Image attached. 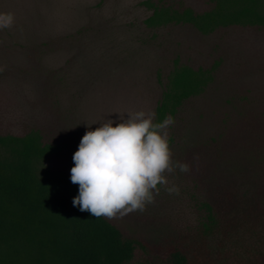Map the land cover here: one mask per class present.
Masks as SVG:
<instances>
[{
  "label": "rangeland",
  "instance_id": "374dc122",
  "mask_svg": "<svg viewBox=\"0 0 264 264\" xmlns=\"http://www.w3.org/2000/svg\"><path fill=\"white\" fill-rule=\"evenodd\" d=\"M139 1L0 0V13L13 16L12 25L0 29V129L38 128L62 144L51 163L70 172L86 130L104 119L117 121L116 112L153 113L158 79L176 55L204 63L220 56L222 66L211 88L188 102L174 130L166 129L174 132L172 158L182 162L184 149L198 139L215 136L232 120L241 123L247 101L264 95V32L229 29L220 38L178 27L151 36ZM248 133L232 131L217 170L196 187L195 172L165 173L178 193L158 184L144 211L108 219L127 236L162 244L192 220L193 196L229 191L250 208L242 215L244 230L230 234L220 249L224 264H264V201L256 186L260 179L264 193V132ZM188 164L196 170L202 162L191 158Z\"/></svg>",
  "mask_w": 264,
  "mask_h": 264
},
{
  "label": "trees",
  "instance_id": "16d2710c",
  "mask_svg": "<svg viewBox=\"0 0 264 264\" xmlns=\"http://www.w3.org/2000/svg\"><path fill=\"white\" fill-rule=\"evenodd\" d=\"M139 5L145 10L143 29L151 36L178 27L220 38L229 29L264 32V0H140ZM221 66L220 56L204 63L176 55L164 78L158 79L154 122L171 116L174 123L168 128L174 130L188 102L211 88ZM252 98L241 123L232 120L215 136L184 149L182 162L188 164L191 158L202 162L188 171L197 174L191 180L193 187L217 170L216 160L225 154L232 131L243 137L249 136V130L264 132V95ZM173 133L168 134L169 145ZM259 142L263 148L264 138ZM61 146L38 128L0 129V264H224L220 249L231 241L230 234L245 228L242 215L250 208L247 199L220 190L193 196L192 220L165 243L149 244L127 236L108 218L93 217L73 206L78 185L70 181V172L51 163ZM256 181L264 201V193L258 191L260 179Z\"/></svg>",
  "mask_w": 264,
  "mask_h": 264
},
{
  "label": "clouds",
  "instance_id": "9594fccd",
  "mask_svg": "<svg viewBox=\"0 0 264 264\" xmlns=\"http://www.w3.org/2000/svg\"><path fill=\"white\" fill-rule=\"evenodd\" d=\"M12 22L11 13H0V29ZM116 113L117 121L104 119L86 130L72 154L70 181L78 185L72 204L93 217L112 219L142 212L154 202L158 184L170 194L178 193L176 185H168L165 173L190 169L172 158L166 131L174 123L171 116L154 122V113L143 110L124 112L126 118Z\"/></svg>",
  "mask_w": 264,
  "mask_h": 264
}]
</instances>
